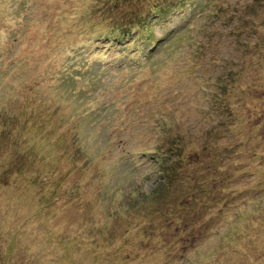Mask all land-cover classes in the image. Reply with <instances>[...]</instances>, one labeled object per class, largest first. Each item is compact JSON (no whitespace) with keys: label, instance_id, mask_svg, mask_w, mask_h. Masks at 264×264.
<instances>
[{"label":"rangeland","instance_id":"1","mask_svg":"<svg viewBox=\"0 0 264 264\" xmlns=\"http://www.w3.org/2000/svg\"><path fill=\"white\" fill-rule=\"evenodd\" d=\"M0 0V264H264V0Z\"/></svg>","mask_w":264,"mask_h":264},{"label":"trees","instance_id":"2","mask_svg":"<svg viewBox=\"0 0 264 264\" xmlns=\"http://www.w3.org/2000/svg\"><path fill=\"white\" fill-rule=\"evenodd\" d=\"M163 1H166V0H163ZM174 5H175V3L173 2V0H167V2H165V5L159 3V7L162 9L161 10L162 12L163 11L164 12H166V11L168 12V10L171 9L170 7L174 6Z\"/></svg>","mask_w":264,"mask_h":264}]
</instances>
